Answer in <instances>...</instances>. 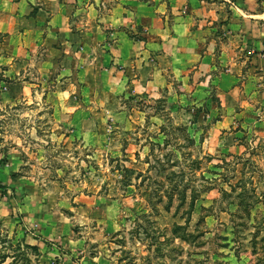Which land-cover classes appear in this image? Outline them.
<instances>
[{"label": "rangeland", "instance_id": "374dc122", "mask_svg": "<svg viewBox=\"0 0 264 264\" xmlns=\"http://www.w3.org/2000/svg\"><path fill=\"white\" fill-rule=\"evenodd\" d=\"M168 81L155 96L126 89L99 104L85 139L58 127L49 104L1 106L0 150L18 167L4 183L17 189L11 204L0 195V264L58 262L24 242L17 208L28 193L82 237L77 261L264 264V107L256 112L238 83L237 101L226 96L233 118L218 124L210 81Z\"/></svg>", "mask_w": 264, "mask_h": 264}, {"label": "crops", "instance_id": "0c3cea01", "mask_svg": "<svg viewBox=\"0 0 264 264\" xmlns=\"http://www.w3.org/2000/svg\"><path fill=\"white\" fill-rule=\"evenodd\" d=\"M170 75L181 86L202 77L215 86L223 108L218 124L233 118L226 96L241 95L238 83L258 112L264 0H0V108L49 104L58 127L85 139L96 130L99 104L126 89L155 96L170 86ZM0 157V184L14 182L16 155L0 150ZM30 196L17 208L25 243L57 264H111L100 256L77 261L82 237L68 218Z\"/></svg>", "mask_w": 264, "mask_h": 264}, {"label": "trees", "instance_id": "16d2710c", "mask_svg": "<svg viewBox=\"0 0 264 264\" xmlns=\"http://www.w3.org/2000/svg\"><path fill=\"white\" fill-rule=\"evenodd\" d=\"M4 158L0 157V164H2ZM172 175H174V171L171 172ZM14 174H12L13 176ZM169 179L171 180V177H169ZM7 190H10L11 192H16L17 189L14 188L13 186L10 185H6V184H0V195L5 197L8 202L11 204V199L9 198V193L7 192ZM222 194L227 195L228 193H226L225 191L221 190ZM168 193V197H167V203L165 205V209L167 210L169 208V204L171 202V194L169 192ZM196 196L197 194H195V191L192 189L191 193H190V198H189V204H188V210L190 211L191 209H193L194 207V202L196 200ZM184 198V196L182 195V199ZM178 227V226H177ZM28 246V245H27ZM30 248L32 249H36V246L32 245L30 246Z\"/></svg>", "mask_w": 264, "mask_h": 264}]
</instances>
